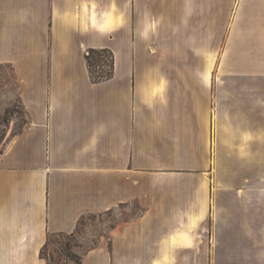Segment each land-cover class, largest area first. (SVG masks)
<instances>
[{
  "label": "crops",
  "instance_id": "crops-1",
  "mask_svg": "<svg viewBox=\"0 0 264 264\" xmlns=\"http://www.w3.org/2000/svg\"><path fill=\"white\" fill-rule=\"evenodd\" d=\"M4 68L0 111L25 121L0 150V264H76L43 254L71 234L79 264H264V0H0ZM212 159L218 182L196 184ZM212 192L222 231H196Z\"/></svg>",
  "mask_w": 264,
  "mask_h": 264
},
{
  "label": "rangeland",
  "instance_id": "rangeland-1",
  "mask_svg": "<svg viewBox=\"0 0 264 264\" xmlns=\"http://www.w3.org/2000/svg\"><path fill=\"white\" fill-rule=\"evenodd\" d=\"M88 51V50H87ZM87 54V53H86ZM108 63V61H107ZM95 65V64H94ZM114 67V66H113ZM95 70H107L108 66L104 63L99 64V66L93 67ZM89 70V69H88ZM211 72L219 71V65L213 63L211 65ZM3 80H0V93L6 92V85L10 86L9 81V69L4 68L3 70ZM1 98V97H0ZM25 121V113L21 105L14 102L5 111H0V150L2 149V144L5 137L8 135V130L12 126L11 132L19 131ZM13 122V124H12ZM219 162L217 160L210 161V169L206 167L207 171L194 170L196 175L194 176V182L196 184H211L215 185L218 182V170ZM201 174V176H198ZM245 175V170L239 166L238 170L231 174H227V181L230 183H235L237 180L240 181ZM264 182V181H260ZM208 200V213L207 219L201 225H196V231L211 232L212 234L222 231L219 224V214H218V201L213 192L211 193L210 200ZM141 214V209L135 203H131L129 206L116 207L114 210L108 211L106 213L100 214L98 216L85 217L80 221L77 226L76 232L78 234H87L89 236L88 242H94L96 236L99 233H105L111 226L116 224L121 220H127ZM76 241V236L71 235H56L49 239V245L44 248L43 254L48 257L51 261H65L71 260L75 263V259H80L79 255L73 252V245ZM214 243L218 241L213 240Z\"/></svg>",
  "mask_w": 264,
  "mask_h": 264
},
{
  "label": "trees",
  "instance_id": "trees-1",
  "mask_svg": "<svg viewBox=\"0 0 264 264\" xmlns=\"http://www.w3.org/2000/svg\"><path fill=\"white\" fill-rule=\"evenodd\" d=\"M86 62L90 75L94 81L106 79L110 77L113 73V66H114L113 53L111 50L107 48L88 49L86 54ZM101 63L106 64L108 66V69L105 71L93 69V67L99 66V64ZM75 263L79 264L80 259H75Z\"/></svg>",
  "mask_w": 264,
  "mask_h": 264
}]
</instances>
